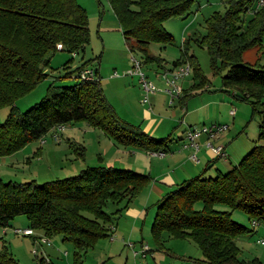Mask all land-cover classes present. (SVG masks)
Segmentation results:
<instances>
[{
    "label": "trees",
    "instance_id": "1",
    "mask_svg": "<svg viewBox=\"0 0 264 264\" xmlns=\"http://www.w3.org/2000/svg\"><path fill=\"white\" fill-rule=\"evenodd\" d=\"M194 1L108 0L127 48L139 54L140 63L160 62L159 56L149 51V43H171L173 35L163 20L187 14ZM251 4L252 0H227L224 11L215 10L206 18V30L195 40L206 47L213 71L220 72L221 89L233 91L234 97L249 102L253 111L264 116V65L242 60L246 48L262 45L264 34V5L245 18L254 8ZM88 41L86 9L77 0H0V106L10 105L0 122V155L17 151L58 124L76 120L100 127L123 144L167 151L168 137L156 138L118 116L102 90L97 66H92L97 78L78 76L83 67L90 66L88 60L75 67L70 84L50 81L40 100L22 111L17 109L15 100L47 76L45 67L58 50L57 43L73 55ZM185 59L193 72L190 89H197L205 76L194 54L187 56L184 49L172 65ZM62 66L68 68V61ZM190 95L182 93L180 102ZM260 127L263 143H255L230 169L208 176L204 168L156 200L150 233L158 245L166 233L193 239L202 251L203 264H261L257 257H238L235 237L250 228L233 219L228 209L215 207L216 203L240 207L264 223V120ZM147 181L145 173L104 164H87L74 175L41 183L0 178V226L25 214L28 226L70 241L75 246L72 264H84L85 250L110 233L113 213L126 207ZM108 201L123 204L106 211ZM197 201L199 207L194 205ZM35 258L38 264H58L43 255ZM0 264L22 263L2 244Z\"/></svg>",
    "mask_w": 264,
    "mask_h": 264
},
{
    "label": "rangeland",
    "instance_id": "2",
    "mask_svg": "<svg viewBox=\"0 0 264 264\" xmlns=\"http://www.w3.org/2000/svg\"><path fill=\"white\" fill-rule=\"evenodd\" d=\"M77 2L86 9L89 41L84 45L83 50L73 55L66 50H55L50 56L49 64L45 67L47 76L37 82L32 90L15 100L17 109L22 111L40 100L50 81L58 84H70L73 81L72 76L75 67L81 61L88 60L87 62L91 65L98 63L102 90L103 92L106 90L115 103L120 104L126 101L125 104L135 110H137L136 106H143L144 108L147 106L148 111H151L158 120L164 117L159 128L166 130L170 125V122L167 123L169 118H166L168 116L167 110L175 107L180 109V105L177 101L174 103L169 101L170 94L165 89L166 84L161 73L164 69L170 68L172 61L177 59L181 51L185 49L187 56L194 54L195 60H197L199 68L205 76V82L199 88H193L191 95L188 96L190 107L199 104V110L190 113L194 119L192 120L193 126L212 125V123L228 124V127L219 133V141H215L219 136L209 138L214 144L225 145L227 157L210 153L211 156L207 160L202 158L201 170L207 161L211 162L204 170V175L214 176L219 171H227L255 143H263V137H260V125L264 116L258 111H253L249 102L234 97L226 89H221L220 72L213 71L206 47L195 40L196 36L200 37L205 32L206 18L215 10L224 11L227 0H195L187 14L169 16L163 20L164 27L173 35L174 39L171 43L155 41L149 43V51L159 56L160 62L140 63V67L145 76L160 90L154 89L156 95L161 97L158 100V106L166 109L163 111L156 110V106L152 105L151 94L154 91L147 94V101H142L143 90H141L140 84L135 81L139 78L138 73L127 74V71L132 68V58L140 61V56L137 52H130L127 48L124 34L108 0H77ZM262 5L264 3L259 4L258 0H252L251 6H256V8L249 10L250 12L245 14V18L252 15ZM71 55L72 59L69 60ZM242 60L246 63L257 62L264 65V34L262 35V45L259 47L258 45L257 47L250 45L243 51ZM66 61H68L69 66L64 69L62 65ZM67 70H71V73L66 75L65 71ZM110 74L122 77L113 81L107 79ZM192 75L191 69L187 75L182 77L185 79L183 83L182 79H179L178 83L189 88L193 81ZM131 77L134 78L133 85L137 86L140 91V97L136 96V92L127 84L126 78ZM202 103L206 104L202 105ZM118 107L119 111H122V106L121 108ZM9 108V104L0 106V122L6 118ZM230 109H233V114L229 113ZM183 111H180L179 114L185 115V109ZM177 120L180 121V118ZM63 125L61 130H57L58 139L53 135L56 127H52L41 137L30 140L17 151L0 155V178L4 181L34 179L41 183L62 176L74 175L87 164H104L135 169L131 165L133 154L130 151L134 150L133 146L119 142L100 127L88 124L86 120H76ZM168 131H171L170 137L174 142L179 141L180 138L181 141L184 139L189 142L184 130V120L175 122L166 132L163 130L154 132L153 136L160 137L163 135L162 133L167 134ZM198 157L201 158L200 152ZM137 169L142 171L143 168ZM142 196H134L128 205L134 208V205L139 204V198ZM154 201L155 199H150L146 204L144 211H148V214L145 215L143 230L140 233V227L137 225V235L133 237L125 233L127 219L130 218L127 216V209L123 208L119 212L113 213L112 223L117 227L114 238H110L111 233L98 238L83 253L84 264H203L200 262V259L204 257L202 251L191 238H176L164 233L162 245H158L153 240L150 233L152 218L149 219V217H153L155 213ZM121 204L123 201L120 203L108 201L104 209L112 211L120 207ZM194 205L199 207L200 202L197 201ZM215 207L228 209L233 219L250 228V230L235 237L239 246L238 257L242 259L257 257L261 264H264V243L261 244L256 241L258 237L264 236V223L258 221L256 226H252L251 214L240 207L230 208V206L222 203H216ZM8 221L9 225L0 226V247L5 244L18 262L38 264L35 256L48 255L54 263L72 264L75 246L70 241L62 240L58 234H53L48 236L50 243L46 244L39 238L44 235L43 233H39L41 235L36 238L15 233L12 230L13 227H24L29 221L27 216L22 213L13 216ZM141 221L142 216L139 219V222ZM141 238L142 241H145L142 243H147L150 249L142 257L137 256V254L134 256L132 250L139 249L140 245L135 247L136 245L134 246L133 243L139 242ZM128 242H133V246L129 247ZM33 249L36 250V253L32 252ZM65 250L66 253H64Z\"/></svg>",
    "mask_w": 264,
    "mask_h": 264
},
{
    "label": "crops",
    "instance_id": "3",
    "mask_svg": "<svg viewBox=\"0 0 264 264\" xmlns=\"http://www.w3.org/2000/svg\"><path fill=\"white\" fill-rule=\"evenodd\" d=\"M255 8H256V6H254L253 10ZM248 12H250V11H248ZM58 50H61V49H58ZM89 65H91V64H89ZM91 66H94V67L97 66L98 75L100 77V82H101V76H100V72H99L98 63H97V65H91ZM133 73L129 72V70L127 71V74L132 75ZM114 77H116V78H114ZM119 77H122V76H114L113 74L112 75L110 74L109 78H107V79L114 81V80L120 79ZM138 79L139 78H137V80L135 79V81L137 82V84H140ZM184 80L185 79H182V83ZM126 81H127L128 86H131L132 89L136 92V96L140 97V91H139L138 87L133 85L134 78H132V77L126 78ZM140 87H141V84H140ZM181 87L184 91L183 92L181 91V93L177 97L172 98L171 95L168 94L169 95V101L171 103H174L175 101H177L178 104L180 105V109L175 107V108H172L170 110H167L168 116L166 118L169 117L167 123L170 122V125H168V128L166 130L159 128V127H161V123H162L164 117H162L160 120H158L157 117L151 111H148L147 106L144 108L143 106L138 107L135 105L137 108V110H135V109H132L131 107H129L127 104H125L126 101H123L120 104L115 103V101H113V99H111L109 97L107 91L105 90L104 92H105V96L107 97L108 101L112 104V106L115 108L119 117L124 118L125 120H128L129 122H131L133 124H138L139 127L141 128V130H143L146 133L153 136L154 132L162 131V130H163V132H166L170 128L171 125H173L175 122H182V120H184V130L187 127L193 126L192 120H194V119L191 117L190 113L193 111L199 110V104H196V105H193L192 107H190V101H188L189 97L186 98V100L184 102H180V95L182 93H184V92L192 93L191 92L192 88L190 89V86H189V88L184 87V85H182ZM232 93H233V91H230V94H232ZM158 96L159 95H156L155 91L151 94V98L153 100L152 105L156 106V110H160V111L166 110V109H163V108L158 106V104H157L159 102L158 100L161 98ZM204 104H206V103H202V105H204ZM118 106H120V108L122 106V108H123L122 111H119ZM138 108L140 109V111H138L139 110ZM184 109H185V115L179 114V112L183 111ZM208 111H209V106H208ZM178 118H180V121L177 120ZM170 132L171 131H168L167 134L162 133L163 135H160V137H156V138L168 137L166 139V143H167V149L166 150L167 151H164V154L162 156L153 153L152 150H146V149H142V148H138V147H133L134 150L130 151L133 154L132 158H131V165L134 166L132 168H135L132 170L147 174L148 175V181L143 186L144 188H142L140 190V192L136 195V196L143 195L142 198H139L140 199L139 204L134 205V208L130 207L129 205L124 207L127 209V216L130 217L127 219V223L125 222L127 225V227H125L126 228L125 233L128 234L129 236L133 237V236L137 235V231H136L137 225H139V227H140V229H139L140 233L143 230L142 226L145 222V215L147 216V214H148V211H144V210H145L146 204L148 203V201L150 199H152V200L155 199V201H154V204H155L156 200L161 195H163L165 192L173 189L177 185V183H179L181 180L186 179V178H190V177L198 174L204 168H206L207 165H209L211 163L210 161H207L205 164V167L202 170L200 169V164L202 163V158H204V160L205 159L207 160L209 158V156H211V154L212 155L214 154L205 145V140L207 138L206 134H200L199 136H197L198 140L196 138V140L198 141V143L200 145V146H198L197 154L199 155V152H200L201 158L198 160V162H195L190 158V153L192 152L191 145L188 142H186L184 139H182V141H181L180 137H179L180 138L179 141L174 142L172 137H170V134H171ZM218 139L220 140V136L218 138H216L215 141L217 142ZM182 142H183V144H181ZM223 146L225 149V145H223ZM139 167L143 168L142 171H140V169H137ZM141 216H142V221L139 222V219L141 218ZM150 218L153 219L152 216H150L149 219ZM129 219H130V221H129ZM151 223H152V221H151ZM25 226H28V223H27V225H24V227ZM17 227H19V226H17ZM116 229H117L116 225L111 222L110 238H112V239L114 238V234H115L114 232L117 231ZM36 232H37V234H35ZM36 232L34 229V233L31 235H27V236H31L33 238L34 237L36 238L39 235H41L39 233H42L41 231H38L37 229H36ZM58 236L61 238V235L58 234ZM142 242H145V241H142V238H141L139 240V242H134V243L128 242V246L131 247L134 244V246L136 245L135 247H138L139 245L141 247V244H143ZM139 249H137L138 253L140 252V251H138ZM133 251H135V249L132 250V255L136 256V254H137V256H140V257L143 256L142 254H138V253L134 254ZM64 252H66V250ZM45 258L47 260L52 261V259L48 255L45 256Z\"/></svg>",
    "mask_w": 264,
    "mask_h": 264
},
{
    "label": "built area",
    "instance_id": "4",
    "mask_svg": "<svg viewBox=\"0 0 264 264\" xmlns=\"http://www.w3.org/2000/svg\"><path fill=\"white\" fill-rule=\"evenodd\" d=\"M259 4H263L264 0H258ZM56 47L58 49H60L62 47L61 43H57ZM74 54V53H73ZM132 68L129 69V72L131 73H138L139 75V80H140V84L143 90V97H142V101H147V94L151 91H154V89H158L157 86L145 76V73L141 70L140 67V62L135 59L132 58ZM191 70V65L188 61V59H185L183 62L177 64V65H173L170 68L164 69L161 73V77L163 78L165 84H166V91L172 96H178L181 91H182V87L180 85V83H178V80L181 79L182 77H184L185 75H187ZM114 73H116V71H114ZM78 76L81 79H95L97 78L95 70L93 67L91 66H86L83 67V69L78 73ZM230 114H233L234 111L233 109L229 110ZM63 124H58L56 125V129L54 130V137L56 139H58V132L57 130H61L63 128ZM228 127L227 123H212V125H202V126H191V127H187L185 130L186 132V137L189 140V144L192 147V152L190 153V158L195 161L198 162L199 157L197 155V150H198V146L199 143L196 140L197 136H199L200 134H206L207 138L205 140V145L206 147L214 154L219 155V156H224L225 158L227 157L226 154V150L224 149V146L222 144H214L212 143L211 139H209L210 137L216 138L219 136V133L222 130H225ZM153 153L162 156L164 154V151L162 150H152ZM256 224H258V221L256 219H252V226H256ZM12 230L17 233V234H23V235H31L34 233V229L30 226H25V227H13ZM40 240L44 241L46 244L50 243V239L48 236L46 235H42L39 237ZM258 243L263 244L264 243V236H260L258 237V239L256 240ZM149 249L147 243H143L141 244V247L138 251H140V253L142 255H145L146 251ZM33 253H36V250L33 249L32 250ZM66 253V252H64ZM134 254L138 253L137 250L133 251Z\"/></svg>",
    "mask_w": 264,
    "mask_h": 264
}]
</instances>
